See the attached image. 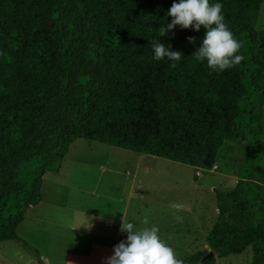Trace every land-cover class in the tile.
Masks as SVG:
<instances>
[{"label":"trees","instance_id":"1","mask_svg":"<svg viewBox=\"0 0 264 264\" xmlns=\"http://www.w3.org/2000/svg\"><path fill=\"white\" fill-rule=\"evenodd\" d=\"M172 3L0 0V243L29 246L17 230L43 201L44 174H58L79 139L206 170L230 142L238 181L216 190L210 250L180 259L215 264L252 245L253 264H264V0H222L243 56L224 71L192 55L203 26L161 36ZM159 38L182 51L175 67L152 58Z\"/></svg>","mask_w":264,"mask_h":264},{"label":"crops","instance_id":"2","mask_svg":"<svg viewBox=\"0 0 264 264\" xmlns=\"http://www.w3.org/2000/svg\"><path fill=\"white\" fill-rule=\"evenodd\" d=\"M219 158L217 156L215 166L210 170L194 167L196 177L200 178L201 172L218 171L220 169H218L219 162L222 160ZM159 159L165 158L135 153L132 160L134 171L132 175L134 174V176L129 186L126 184L122 186L125 178L124 180L120 178L122 172L118 165L103 169L102 174H111L110 182L106 187L101 185L103 183L102 175L92 188L73 186L70 190L71 203H56V208H62V212L70 208L71 217L31 218L30 223L35 222L30 224V230L37 229L35 228L37 221L46 227L54 226L55 229L52 228V230L39 228L41 229L39 236L41 240L44 241L46 238L48 241L53 233L57 234H55L56 248L59 256H62L60 264H107V258L113 254L114 245L126 239L127 233L120 230L122 218L136 223L147 216L149 223L158 227L161 237L173 248L178 258L210 250L207 237L214 223L209 230L206 228L205 223L208 219L206 213H195L192 206L183 203L184 208L178 213L183 216V220L178 222L175 219L176 210L170 208L171 200H168L165 195H161L159 190L155 191L153 188L138 184L137 177L141 170L152 171L156 168ZM237 180L236 177L234 184ZM217 189L215 188L214 192ZM136 190L139 193L135 196ZM29 209L25 214V220L17 230L18 235L20 227H24L29 222ZM211 213L210 216L217 217V202L213 204ZM202 226H204V231H201ZM70 243L71 247H69ZM39 252L41 253V251ZM43 257L44 255L41 253V258ZM215 264H253V246H248L242 253L218 258Z\"/></svg>","mask_w":264,"mask_h":264},{"label":"rangeland","instance_id":"3","mask_svg":"<svg viewBox=\"0 0 264 264\" xmlns=\"http://www.w3.org/2000/svg\"><path fill=\"white\" fill-rule=\"evenodd\" d=\"M256 29H264V3L256 24ZM263 126H264V106H263ZM135 153L129 150L119 149L110 145L79 139L74 142L68 154L62 162V168L58 174L46 172L43 176V202L31 207L28 212V224L19 229V235L25 239L29 246L16 241H8L0 243V264H40L39 257L36 256L33 249L41 251L44 255L43 264H60L62 256L56 248V233H53L47 241L46 238L41 240L39 228L55 229L54 226L48 227L37 221L34 231L30 230L31 218H39L42 216L58 218L71 217V211L62 208L57 209L56 203H71V188L78 186L81 188H92L96 185L98 179L103 175L102 187H106L110 182L111 174H102L103 169H109L118 165L120 178L125 181L122 186L130 185L133 179V159ZM218 157L221 160L218 171L201 172L202 176L197 178L194 167L178 163L169 159H159L156 168L152 171L141 170L138 174V184L153 188L160 191L161 195H165L170 202L186 203L193 207L194 212L206 213L208 219L206 228L210 229L211 225L216 223L217 217H212L213 204L216 203L217 190L229 191L234 188V181L237 177L238 170V150L235 145L227 142L219 150ZM118 162V163H117ZM129 172V173H127ZM223 173V174H221ZM228 175V176H227ZM238 179V177H237ZM238 181V180H237ZM236 181V183H237ZM150 192V189H148ZM148 192V193H149ZM135 191V196L138 194ZM149 195V194H148ZM154 196V194H152ZM168 195V196H167ZM57 209V211H55ZM62 213V214H61ZM210 216V217H209ZM204 224V225H205ZM204 231V226L201 227ZM56 234V235H55ZM31 245V246H30ZM71 247V243L69 244ZM40 253V255H41Z\"/></svg>","mask_w":264,"mask_h":264},{"label":"clouds","instance_id":"4","mask_svg":"<svg viewBox=\"0 0 264 264\" xmlns=\"http://www.w3.org/2000/svg\"><path fill=\"white\" fill-rule=\"evenodd\" d=\"M222 0H173L166 12L171 17L161 29V36L173 30L177 25L181 28L191 27L205 32L196 51L192 54L196 61H206L213 71H224L231 68L243 59L239 53L241 42L235 37L223 13ZM194 43V37H188ZM153 56L156 61L167 59L170 66L184 56L182 51L174 50L171 44H165L161 39L151 41ZM170 208L175 209V219L182 222L183 216L178 213L183 210L184 204L172 202ZM143 225V226H141ZM121 232L127 233L126 239L114 245L113 254L107 258V264H185L178 258L173 248L161 237L155 224L149 223L144 216L136 223L122 218Z\"/></svg>","mask_w":264,"mask_h":264},{"label":"water","instance_id":"5","mask_svg":"<svg viewBox=\"0 0 264 264\" xmlns=\"http://www.w3.org/2000/svg\"><path fill=\"white\" fill-rule=\"evenodd\" d=\"M214 256V252L209 251L201 260V263L205 262L206 260H208L209 258Z\"/></svg>","mask_w":264,"mask_h":264},{"label":"bare ground","instance_id":"6","mask_svg":"<svg viewBox=\"0 0 264 264\" xmlns=\"http://www.w3.org/2000/svg\"><path fill=\"white\" fill-rule=\"evenodd\" d=\"M118 163V162H117Z\"/></svg>","mask_w":264,"mask_h":264}]
</instances>
